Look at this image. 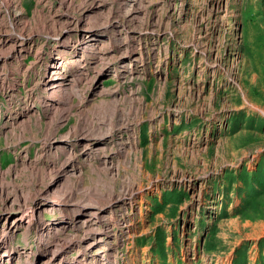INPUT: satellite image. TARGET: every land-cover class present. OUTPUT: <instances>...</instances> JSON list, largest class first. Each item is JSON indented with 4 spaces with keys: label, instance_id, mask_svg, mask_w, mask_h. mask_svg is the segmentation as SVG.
<instances>
[{
    "label": "rangeland",
    "instance_id": "1",
    "mask_svg": "<svg viewBox=\"0 0 264 264\" xmlns=\"http://www.w3.org/2000/svg\"><path fill=\"white\" fill-rule=\"evenodd\" d=\"M70 17L100 34L108 65L80 67L87 78L46 113L40 81ZM30 33L29 55L0 61V206L5 195L14 209L46 201L33 222L64 223L58 236L70 240L87 227L79 208L97 209L112 229L103 264H264V0L0 4V36ZM26 105L22 122L4 113ZM25 208L13 237L25 252L3 264H44L50 236L24 223ZM98 246L85 263L66 250L69 264H92Z\"/></svg>",
    "mask_w": 264,
    "mask_h": 264
},
{
    "label": "bare ground",
    "instance_id": "2",
    "mask_svg": "<svg viewBox=\"0 0 264 264\" xmlns=\"http://www.w3.org/2000/svg\"><path fill=\"white\" fill-rule=\"evenodd\" d=\"M14 1L15 0H0V4L8 8L10 5L14 3ZM99 37L100 34L94 32L92 28L84 20L77 17L68 18L67 25L65 24L63 28L59 29L55 34H53L52 39H54L56 43L55 54H58L57 57H59L60 60L53 62L52 67L49 71L50 74L44 75L42 77V80L40 81L41 88L43 90V98L42 100H40V102L43 105V109H44L43 111H45L46 113L47 112L50 113L53 110H57V108L63 102L58 97V95H60L59 93L61 91H64L63 88L66 89L65 86H67V84H71L72 82H74L76 78H78L76 79V81L87 78V73H86L87 71H85L86 68L85 67L80 68V67L85 66V64L86 65L90 64V67L93 70V72L94 70L98 72L99 69L101 68L104 69L108 65L106 62H103V60L106 59V57L108 56V53L104 51V48L106 47L103 41H100ZM33 39H34L33 33L18 38L10 37L6 34H1L0 50L3 48L6 49V52L2 56L0 55V61L12 57L15 59H20L21 57H25L29 55L33 51L32 50ZM62 52L67 54L66 57L64 54H62ZM54 57L56 56L51 55L52 61ZM38 59L41 58L38 56ZM69 59L71 60L69 61ZM68 62H73L74 67L67 68L66 64H68ZM2 63L4 64V62ZM130 65L131 64L129 62V65L127 66ZM31 112H33L31 105H26L25 112L15 109L12 110L11 108L10 109L7 108L4 111V113L7 114L8 117L13 120V123L22 122L25 119V117L28 116ZM51 145H52L51 142L46 143V146L52 147ZM60 171L61 168L55 169L56 173ZM54 181L56 180L52 179V181L49 182V186L53 185ZM0 192H3V189H1ZM13 201L14 199L10 200V198L5 195L4 197H2V202L5 203L3 206H0V218L2 216L4 217L3 223L2 225H0V264H3L4 260L7 262V261H12L15 258L17 261H19L17 257L20 258L25 252L24 250L25 248L21 246L17 248L13 244V237L15 233L23 227L22 213L27 208V207L25 208V206L30 204V206L32 207L31 213L27 214V217L24 220L25 224H29L32 223L34 220L32 212L34 210H38L42 206V204H45L46 202V201L40 202L37 198H31L29 200V203L26 201L19 202V200H17L19 203L14 209L13 208L14 206L12 205ZM57 201H61V199H58ZM62 201L69 203L70 199L65 198V200ZM57 205L60 204L57 203ZM86 207L87 206L84 205L81 209L79 208L80 211L78 210V214L81 213L84 215V219L82 220V222L87 227L84 229L85 231L83 233V236L77 237L76 239L73 240H70V238L62 239L60 238V236H58L59 229L60 230L64 229L65 226L64 223H59L58 224L59 227H56L54 226L55 221L44 222L42 217H38V216L35 217L36 220L35 222H33V224H31V226L36 230L38 234L37 236L41 238L44 236H50V239L48 240L46 239L44 242L43 240H39L40 242H42L41 243L42 246L40 248L39 254L40 256H45V259L43 260L44 264L71 263L68 260V257L66 256L67 253L66 250L70 248H75L76 249L75 251L79 253L81 258H79L78 262L81 263L87 256L89 249L97 245H101V246L95 248V251L91 253L92 255L91 259L93 260L92 264H103L101 263V261L99 260L100 258L97 257V255L104 250L103 248L105 245L104 244L102 245L101 243H106L104 238L109 237L112 229L109 222L105 220L108 218L101 217L102 214L100 215L97 209L93 210L90 207L86 209ZM58 209L60 212H64L66 215L65 217H67V212H65V209L60 207H58ZM106 217H108V215ZM100 218H102L104 222L98 227L93 226V224L99 221ZM97 232H101L102 234V236L98 237V239L97 237H95ZM90 235H92V240H88L86 244H83L84 241L82 238H86ZM115 235L116 234L114 231V236ZM114 239L116 238H113V240ZM112 244H115V240L113 241ZM104 259L106 260L105 262H110V264H113L109 259V257H106ZM83 262L85 263V261Z\"/></svg>",
    "mask_w": 264,
    "mask_h": 264
}]
</instances>
